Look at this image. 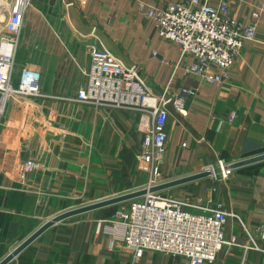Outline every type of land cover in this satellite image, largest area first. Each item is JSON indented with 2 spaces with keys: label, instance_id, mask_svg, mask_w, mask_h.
<instances>
[{
  "label": "crops",
  "instance_id": "obj_1",
  "mask_svg": "<svg viewBox=\"0 0 264 264\" xmlns=\"http://www.w3.org/2000/svg\"><path fill=\"white\" fill-rule=\"evenodd\" d=\"M155 7L189 0H144ZM213 6L216 0H208ZM73 4V5H72ZM137 0H31L17 55L15 84L28 67L42 75L45 97L10 96L0 117V263L43 224L86 205L142 189L149 174L138 163L145 134L136 114L75 103L86 85L90 47L137 66L151 92L166 99L192 90L183 110L172 103L162 180L199 173L218 162L232 166L264 154V0H240L231 15L248 24L260 14L256 42L248 43L222 84L188 72L189 58L162 40ZM154 52L157 54L155 55ZM1 100V95H0ZM42 168L20 176L24 161ZM221 204L252 231L264 222V161L233 168L226 180L207 177L160 191ZM139 199V198H137ZM134 201V200H131ZM131 201L59 222L9 264H187L168 253L127 250L116 213ZM226 245L214 264H264V242L246 250L236 220L224 230Z\"/></svg>",
  "mask_w": 264,
  "mask_h": 264
},
{
  "label": "built area",
  "instance_id": "obj_2",
  "mask_svg": "<svg viewBox=\"0 0 264 264\" xmlns=\"http://www.w3.org/2000/svg\"><path fill=\"white\" fill-rule=\"evenodd\" d=\"M1 1L0 117L4 102L10 96L45 97L41 91L42 75L38 71L23 68L15 84L17 55L31 0ZM216 1L215 6L208 0H189L159 8L137 0L145 17L155 23L158 36L177 44L182 59L192 60L186 67L188 72L210 84H222L229 78L240 52L248 43L257 41L260 25L258 13L246 25L231 15V5L240 0ZM89 51L90 68L84 72L86 85L70 101L99 110L136 114L139 130L146 135L137 160L149 174V181L142 188L148 192L131 201L128 208L118 211L114 217V223L122 226L126 249L136 258L146 251H154L182 258L187 264H214L226 245H236V238L228 241L224 234L228 221L236 220L248 238L245 249L258 250V243L264 242V222L252 231L237 214L225 211L221 204L149 192L165 183L160 166L168 141L167 105L172 103L183 110L186 99L194 92L183 90L182 95L170 99L155 95L137 66L126 67L97 46H91ZM41 168L39 161L28 159L21 165L20 176L24 178ZM202 171L216 181L229 179L233 174L231 166L223 161L218 162V170L210 165Z\"/></svg>",
  "mask_w": 264,
  "mask_h": 264
},
{
  "label": "water",
  "instance_id": "obj_3",
  "mask_svg": "<svg viewBox=\"0 0 264 264\" xmlns=\"http://www.w3.org/2000/svg\"><path fill=\"white\" fill-rule=\"evenodd\" d=\"M260 161H264V154L257 156V157H254V158L243 160V161L238 162L236 164H233L231 166V168L235 169V168H238L241 166L253 164L256 162H260ZM207 176H208V173H206V172L199 173V174H196L193 176H189L186 178H182L179 180H174L171 182L161 184L159 186H156V187L150 189L149 192H160V191L169 189V187L170 188L176 187V186H179V185H182V184H185L188 182H192V181H195V180L207 177ZM147 192H148V190H145V189L136 190L134 192L122 194V195L116 196L114 198L106 199V200H103L101 202L86 205V206L76 208L73 210H69V211L64 212L62 214H59V215L55 216L54 218H52L51 220L47 221L45 224H43L36 232H34L21 245H19V247H17L4 260H2L0 264H9L26 247H28L31 243H33L36 239H38L44 232H46L48 229H50L52 226H54L55 224H57L59 222H62L64 220L71 218V217H74V216H78L79 214H82V213H87L88 211H91V210H95V209H99V208H103V207H107V206H112V205H117L119 203L131 201V200H135V199L137 200V198L142 197L143 195L147 194Z\"/></svg>",
  "mask_w": 264,
  "mask_h": 264
},
{
  "label": "bare ground",
  "instance_id": "obj_4",
  "mask_svg": "<svg viewBox=\"0 0 264 264\" xmlns=\"http://www.w3.org/2000/svg\"><path fill=\"white\" fill-rule=\"evenodd\" d=\"M3 4V2L0 0V5ZM0 20H3V16H0Z\"/></svg>",
  "mask_w": 264,
  "mask_h": 264
},
{
  "label": "rangeland",
  "instance_id": "obj_5",
  "mask_svg": "<svg viewBox=\"0 0 264 264\" xmlns=\"http://www.w3.org/2000/svg\"><path fill=\"white\" fill-rule=\"evenodd\" d=\"M141 190V189H140ZM130 193V192H129ZM125 194H127V193H125ZM120 195H122V194H120Z\"/></svg>",
  "mask_w": 264,
  "mask_h": 264
}]
</instances>
